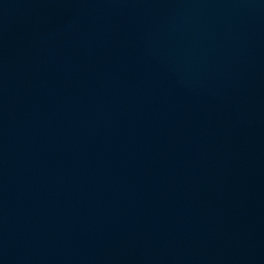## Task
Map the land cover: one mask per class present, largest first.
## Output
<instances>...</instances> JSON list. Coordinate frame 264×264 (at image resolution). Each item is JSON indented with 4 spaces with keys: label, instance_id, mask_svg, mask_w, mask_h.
<instances>
[{
    "label": "water",
    "instance_id": "95a60500",
    "mask_svg": "<svg viewBox=\"0 0 264 264\" xmlns=\"http://www.w3.org/2000/svg\"><path fill=\"white\" fill-rule=\"evenodd\" d=\"M0 264H264V0H0Z\"/></svg>",
    "mask_w": 264,
    "mask_h": 264
}]
</instances>
